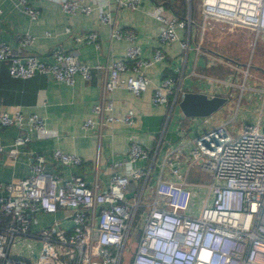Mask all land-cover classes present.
I'll list each match as a JSON object with an SVG mask.
<instances>
[{
  "label": "built area",
  "instance_id": "obj_1",
  "mask_svg": "<svg viewBox=\"0 0 264 264\" xmlns=\"http://www.w3.org/2000/svg\"><path fill=\"white\" fill-rule=\"evenodd\" d=\"M12 1L29 18L36 16L37 9L30 0ZM54 1L67 13L94 10L98 21L108 24L109 38L126 39L122 55L89 65L78 59L75 49L55 46L52 60L47 61L32 53L21 54L0 40V60L6 61L8 74L24 78L48 73L71 83L76 74L88 78L91 67L104 69L100 96L90 105L96 117H84L81 126L99 135L101 127L109 123L132 124L134 110L128 106L115 111L110 92L118 86L133 94L143 91L149 83L143 66L164 57L159 45L152 48L150 56H142L133 28L117 25L115 13L122 7H137L140 0ZM184 1L180 15L172 0H150L149 13L158 21V44L177 41L184 50L192 45L210 61L228 65L221 78L203 75L212 85L208 91H201L220 94L228 101L231 89L238 87V100L248 90L261 99L254 116L250 119L243 114L237 123H229L238 111L236 101L231 113L196 129L189 137L183 166L173 163L170 149L166 150L151 182L155 152L135 139L129 141L124 158L109 162L107 183L100 188L79 174H63L57 168L79 163L78 154L53 147V168L45 166L42 154H34L24 175L0 180V264H122L130 241L129 264H264V85L247 70L252 41L264 36V0H194L197 18L192 16L190 0ZM235 27L241 28L242 34H250L252 40L247 43L245 58L203 43L209 30L215 28L219 35H228L237 32ZM73 38L97 45L93 29ZM32 39V34L24 32L18 44L27 45ZM181 87L179 79L165 74L152 85L150 100L152 104L173 106L185 90ZM0 124L19 128L10 144L0 139V151L7 156H14L29 140L28 130H35L38 136L49 133L35 111L1 110ZM167 162L170 164L165 167ZM191 165L204 172L207 180L188 181ZM165 171L172 176H166ZM130 183L134 186L128 193ZM57 208L69 210L67 226L53 217L39 228H30L34 213ZM23 236L39 241L36 252L17 255L11 251L12 242Z\"/></svg>",
  "mask_w": 264,
  "mask_h": 264
},
{
  "label": "crops",
  "instance_id": "obj_2",
  "mask_svg": "<svg viewBox=\"0 0 264 264\" xmlns=\"http://www.w3.org/2000/svg\"><path fill=\"white\" fill-rule=\"evenodd\" d=\"M30 2L37 9L34 18H29L12 0H0V40L12 49L50 61L53 47L73 48L78 59L89 65L108 62L113 56L122 55L126 39L109 38L108 24L98 21L94 10L87 14L67 13L54 0ZM151 8L150 0H140L137 7H122L115 13L117 25L131 27L135 31L134 41L138 43L142 56H150L155 45H159L164 53L162 59L143 66V73L149 80L143 91L133 94L126 87L118 86L110 92L115 111L128 106L134 110L132 124L112 122L102 126L99 135L81 126L84 117H96L90 112V105L100 96L104 69L91 67L88 78L76 74L71 83H66L48 73H35L24 78L11 76L7 72L6 61L0 60V111L10 112L15 108L23 114L35 111L42 116L49 131L47 135L38 136L35 130H28L29 140L19 146L14 156H7L0 151V180L24 175L37 153L43 155L46 167L53 168L56 164L50 156V150L59 147L78 154L81 159L77 164L57 165L59 171L63 174H79L88 184L94 182L96 188H100L107 183L109 162L114 158H124L131 139L138 140L149 152H155L150 182L157 176L158 161L166 150L170 149L173 163L184 165L182 159L188 148L189 137L207 122L214 123V113L219 108L206 116L183 115L176 104L171 108L168 104H152V85L161 76L172 74L180 80L182 89L208 91L212 84L203 75H210L206 69L213 67L216 62L210 61L204 53L196 52L192 45L184 50L177 41L158 44V21L150 15ZM66 25L68 30H64ZM91 29L96 32L97 45L73 38L75 34ZM24 32L32 34L33 39L29 44L20 46L18 37ZM18 130L16 124H0L2 143L10 144ZM189 130L191 133L187 135ZM169 164L167 162L165 167ZM165 175L172 176L166 171ZM133 186L134 183L129 184L128 193ZM68 211L64 208H57L54 212L38 211L30 221V228H39L53 217L67 226Z\"/></svg>",
  "mask_w": 264,
  "mask_h": 264
},
{
  "label": "rangeland",
  "instance_id": "obj_3",
  "mask_svg": "<svg viewBox=\"0 0 264 264\" xmlns=\"http://www.w3.org/2000/svg\"><path fill=\"white\" fill-rule=\"evenodd\" d=\"M193 5H194V10L196 11L197 2L194 1ZM234 29L237 32L228 35H224V34L219 35L218 30L213 28L204 35L203 43H206L209 47H213V49H218L222 52L239 54L240 58L243 59L246 57L244 55L248 50L247 43H250L252 40H250V34L241 33L243 31L241 28L235 27ZM252 42L254 43H252L253 48L250 57L251 65L248 66L247 70L249 73L251 72V74L255 76V80H260V84L264 85V79H263L264 78V38L263 36L258 35L255 38V40L253 39ZM223 66H225L224 67L225 69H222L217 73L212 72L210 73V75L219 78L223 77L224 74L229 69L228 65L223 64ZM241 76L242 74L240 73L238 81L241 79ZM238 90H239L238 87L234 90L231 89L232 98L228 101L222 102V104L220 105L221 108L217 109V111H215L214 113L216 120L225 117L229 112L231 113L233 110V105L235 104L236 101H239L238 111L236 116H234V118L228 121L229 123H234V122L237 123L239 116L243 114L245 116L250 117V119L252 116H254L255 109L258 108L261 102L260 97H257L255 94L248 93V90H244L242 92L241 98L238 100L237 99ZM263 110H264V106H263ZM211 120L212 119H210L209 121ZM207 124L209 123L207 122ZM189 133H191V130H189L187 135H189ZM192 169L193 166L188 169V173H187L188 180L203 181V182L207 180V178L206 179L203 178L204 174L200 172L198 169L195 168V170H197L198 172L194 170L192 171ZM205 189H206V185L203 186V191ZM131 243L133 245V242L130 241L128 247L131 245ZM38 247H39V241L32 240L29 236H23L18 240H14L10 246L11 251L17 255L27 252H36ZM130 258H131V254L128 260L126 261V264H129Z\"/></svg>",
  "mask_w": 264,
  "mask_h": 264
},
{
  "label": "water",
  "instance_id": "obj_4",
  "mask_svg": "<svg viewBox=\"0 0 264 264\" xmlns=\"http://www.w3.org/2000/svg\"><path fill=\"white\" fill-rule=\"evenodd\" d=\"M224 97L220 94L207 95L201 90L185 89L176 105L180 112L186 116H204L218 108Z\"/></svg>",
  "mask_w": 264,
  "mask_h": 264
},
{
  "label": "trees",
  "instance_id": "obj_5",
  "mask_svg": "<svg viewBox=\"0 0 264 264\" xmlns=\"http://www.w3.org/2000/svg\"><path fill=\"white\" fill-rule=\"evenodd\" d=\"M172 3H174L175 6L177 7V8H176V13H178V14H180V15L183 14V12H184V3H185V1H184V0H172ZM193 3H194V0H191V1H190V8H191L192 16H193L194 18H197V12L194 10V5H193ZM224 67H225V66H223V64H221V63H216L213 67H212V66H211V67H208V68L206 69V71H208L209 73H212V72L217 73V72H219L220 70L225 69ZM192 166H193L192 171L194 170V171L198 172L197 170H195V168L198 169V168L196 167V165H191L190 167H192ZM190 167H189V168H190ZM189 168H188V169H189ZM188 169H187V172H188ZM198 170H199V169H198ZM199 171H200V170H199ZM200 172H202V171H200ZM202 173L204 174V177H203V178L206 179V178H207V175H206L204 172H202ZM131 250H132V243H131V245L128 247V249L124 251L122 264H126V261L128 260L130 254H131Z\"/></svg>",
  "mask_w": 264,
  "mask_h": 264
}]
</instances>
